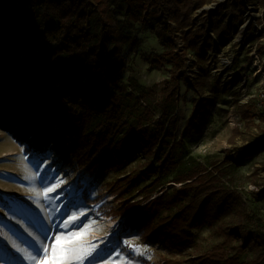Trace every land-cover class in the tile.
Instances as JSON below:
<instances>
[{
	"label": "trees",
	"instance_id": "1",
	"mask_svg": "<svg viewBox=\"0 0 264 264\" xmlns=\"http://www.w3.org/2000/svg\"><path fill=\"white\" fill-rule=\"evenodd\" d=\"M210 1L0 0V127L25 144L30 155L43 158L53 152L55 165L80 169L79 179L89 176L93 183L137 159L138 179L156 176L148 188L150 200L126 218V225L169 250L165 264H189L176 256L196 247L194 231L205 227H214L219 239L195 255L192 264H264V220L249 214L232 187L235 180L225 178L230 171L216 164L210 170L206 163L184 155V139L198 130L214 105L201 97L205 88H227L220 75L208 72L191 80L188 53H194L203 69L209 52L231 37V25L224 18L236 13L237 20L242 19L236 6L240 0H229L213 15V32L220 41L210 35L203 38L208 18L199 15L200 26L194 13ZM257 1L264 6V0ZM116 9L124 13L125 24L116 22ZM137 24L156 29L165 48L145 58L150 68L172 67L160 90L158 85H128L124 80L123 47L130 38L124 25ZM178 32L185 42L183 51L178 48ZM183 81L198 98L177 139ZM252 108L245 106L244 113L249 116ZM261 147L264 133L249 153L231 162L244 161ZM167 178L171 188L151 198ZM123 189L111 191L120 197ZM82 194L89 204L101 200L91 198L87 187ZM3 198L0 194V203ZM101 208L107 216L125 212V207L108 201Z\"/></svg>",
	"mask_w": 264,
	"mask_h": 264
},
{
	"label": "rangeland",
	"instance_id": "2",
	"mask_svg": "<svg viewBox=\"0 0 264 264\" xmlns=\"http://www.w3.org/2000/svg\"><path fill=\"white\" fill-rule=\"evenodd\" d=\"M228 1L211 0L196 10L194 18L200 26L203 24L199 15L208 18L203 38L210 35L216 42L220 41L213 32V15L215 18L214 12ZM236 6L242 19L237 20L236 13L224 18L223 22L231 25V37L209 52L203 69L194 53H188L186 71L191 74V80L208 72L213 76L220 75L222 85L227 88L215 92L205 88L201 97L209 98L214 105L208 107L199 121L198 130L184 139L183 149L186 158L194 157L206 163L210 170L216 169L214 164L227 168L231 175L227 174L225 178L231 180L233 177L235 184L232 187L240 194L249 214L264 220V147L244 161L231 162V158L249 153L264 133V100L256 97L264 84V6L257 0H240ZM114 15L117 23L125 24L124 13L116 9ZM124 33L138 41L133 45L129 38L123 47L126 84L135 81L134 84L143 86L158 85L160 90L170 79L172 67L166 64L161 69H152L145 60L165 51L158 31L146 30L137 24L135 27L124 25ZM178 34V48L183 51L185 42L182 34ZM260 46H263L262 50ZM197 98L198 95L187 90L183 81L176 111L177 139L182 136ZM247 105L253 107L249 116L244 113ZM55 157L53 152L43 158L30 155L25 144L0 127V194L4 195V201L0 203V264H29L28 257L36 255L42 244L50 248L56 235L81 232L88 225L91 229L87 235L69 245L93 246L84 264H165V258L171 256L170 251L143 239L126 225V218L139 212L150 200L147 196L149 185L156 175L138 179L134 175L138 170L135 159L93 183L89 176L79 179L80 169L73 171L55 165ZM169 178L162 180L165 184L157 186L151 198L171 188V183L167 182ZM112 184L114 186L110 188ZM53 185L59 186L45 196L46 189ZM84 187L89 189L91 198L101 200L87 203L82 194ZM116 187H124L120 197L111 191ZM106 201L116 207H125L124 214L107 216L101 208ZM194 234L196 247L176 256L189 264L194 263L195 255L208 250L219 239L214 227H205ZM38 259L43 260V255Z\"/></svg>",
	"mask_w": 264,
	"mask_h": 264
},
{
	"label": "snow or ice",
	"instance_id": "3",
	"mask_svg": "<svg viewBox=\"0 0 264 264\" xmlns=\"http://www.w3.org/2000/svg\"><path fill=\"white\" fill-rule=\"evenodd\" d=\"M59 185L47 188L44 195L55 191ZM70 219L75 220L76 217ZM91 229V225L86 226L81 232H69L67 235H56L53 238L51 246L41 245L36 250V255L28 257L29 264H84V259L91 254L92 245H80L79 247H69L80 241ZM43 255V260H39L38 256ZM71 257V258H70Z\"/></svg>",
	"mask_w": 264,
	"mask_h": 264
},
{
	"label": "built area",
	"instance_id": "4",
	"mask_svg": "<svg viewBox=\"0 0 264 264\" xmlns=\"http://www.w3.org/2000/svg\"><path fill=\"white\" fill-rule=\"evenodd\" d=\"M190 59H194V58H190ZM194 61H196L195 59H194ZM187 67H189L188 66V63H187ZM191 75V74H190ZM189 75V76H190ZM256 97H259V98H261L262 100H264V84H263V86H261L260 88H259V93H258V95L256 96Z\"/></svg>",
	"mask_w": 264,
	"mask_h": 264
},
{
	"label": "bare ground",
	"instance_id": "5",
	"mask_svg": "<svg viewBox=\"0 0 264 264\" xmlns=\"http://www.w3.org/2000/svg\"><path fill=\"white\" fill-rule=\"evenodd\" d=\"M68 229L70 228L69 226H66Z\"/></svg>",
	"mask_w": 264,
	"mask_h": 264
}]
</instances>
